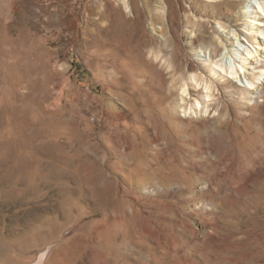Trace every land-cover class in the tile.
Masks as SVG:
<instances>
[{
  "label": "rangeland",
  "instance_id": "rangeland-1",
  "mask_svg": "<svg viewBox=\"0 0 264 264\" xmlns=\"http://www.w3.org/2000/svg\"><path fill=\"white\" fill-rule=\"evenodd\" d=\"M260 2L0 0V264H264Z\"/></svg>",
  "mask_w": 264,
  "mask_h": 264
},
{
  "label": "bare ground",
  "instance_id": "bare-ground-1",
  "mask_svg": "<svg viewBox=\"0 0 264 264\" xmlns=\"http://www.w3.org/2000/svg\"><path fill=\"white\" fill-rule=\"evenodd\" d=\"M257 6L258 7L256 9L255 8L254 9L253 8L252 9L251 8L246 9V7H244L242 10V13L251 12L250 14H252L253 16L257 17V19H259V20H253L254 21L253 24L258 26V27H261V26H264L262 23V22H264V3L260 2ZM248 21L252 22L251 19ZM244 31L248 32L246 30H244ZM230 35H232L236 39L240 38L239 33L236 32L235 30H230ZM256 35H258V33H256ZM254 36H255V34H254ZM255 48L261 49V47L259 45L255 46ZM215 49H216L215 46H211V50H210L209 56H208V59L210 60V64H208V65H209L211 72L214 75H216V77L220 76L221 78L225 79L226 82H230V83L232 82L233 83V81H235V79L241 78V72H242L245 75V77H247L249 79V84L244 86V89L248 90L249 92H252V90L254 91V88L255 89L260 88L259 87L260 85H264V70H258V71L250 73L249 71L243 69V66L238 65L236 62H234V66H232L231 64H223L222 62L217 61V60H215L216 62H214L213 58L215 57V54H214ZM245 51L247 52V55L244 58V62L247 63L248 68L256 69V68L264 67V59L258 60L255 53L251 49H248L247 47L245 48ZM256 52H257V50H256ZM259 61H260V63H259ZM251 64H254V66L253 67L250 66ZM256 79H260V81H256ZM197 84H198L197 85L198 90L201 89L202 86H200L201 82L199 80H198ZM208 88H210V86L207 87V89ZM208 91H210V90H208ZM208 96H212V95L208 94ZM207 100H209V99H207Z\"/></svg>",
  "mask_w": 264,
  "mask_h": 264
}]
</instances>
